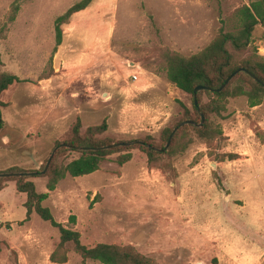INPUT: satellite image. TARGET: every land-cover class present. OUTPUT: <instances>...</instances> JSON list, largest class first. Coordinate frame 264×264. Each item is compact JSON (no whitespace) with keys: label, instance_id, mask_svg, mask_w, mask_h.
I'll return each instance as SVG.
<instances>
[{"label":"rangeland","instance_id":"1","mask_svg":"<svg viewBox=\"0 0 264 264\" xmlns=\"http://www.w3.org/2000/svg\"><path fill=\"white\" fill-rule=\"evenodd\" d=\"M14 1L0 0V73L21 80L1 95L0 171L39 169L78 121L82 133L105 122L104 136L151 135L159 145L181 103L190 107L161 54L199 52L222 25L235 28L234 12L250 0H93L63 25L55 53L54 20L80 0H26L11 20ZM243 54L264 58V23ZM212 120L222 132L214 140L187 134L185 151L157 167L138 149L122 166L113 155L93 173L60 180L44 206L88 246L131 245L157 264H264V102L229 99ZM33 181L47 191L46 177ZM25 200L5 183L0 264H83L72 246L65 263L50 260L59 231L35 213L25 220Z\"/></svg>","mask_w":264,"mask_h":264},{"label":"trees","instance_id":"2","mask_svg":"<svg viewBox=\"0 0 264 264\" xmlns=\"http://www.w3.org/2000/svg\"><path fill=\"white\" fill-rule=\"evenodd\" d=\"M24 1L26 0L13 2L11 20L15 18L20 4ZM92 1L80 0L74 3L54 20V53L63 40V25L69 22L73 14L85 10ZM234 19L236 24L234 29H227L222 25L209 44L197 53L184 56L178 52L164 50L161 54L168 82L189 97L190 107L181 103L182 117L172 127L162 129L159 145L154 143V137L151 135L136 139H114L104 136L107 130L105 122L90 126L82 133L78 121L72 127L69 137L56 143L55 147L58 148L44 174L42 171L48 159L36 170L13 166L0 171V174L13 173V175L0 176V192L6 182H14L16 191L26 195L25 220H29L35 213L59 231V241L50 254L52 262L65 263L67 253L72 248L82 258L83 264L87 259L102 264H157L153 258L131 245L97 243L88 246L82 243L80 233L57 222L51 210L43 203L55 190L59 181L67 175L79 177L93 173L100 168L102 162L113 155L116 156V163L122 166L132 159V151L138 149L145 156L149 166L157 167L163 164V157L171 158L185 151L187 143L183 139L187 134L193 133L205 142L214 140L222 132L219 125L213 123L212 118L222 116L229 99L246 97L250 107L263 103L264 58L257 54L243 53L248 49L256 26L264 23V0H250L249 4L242 5L234 12ZM239 68H244L250 73L240 71L224 85L226 79ZM20 81L19 77L12 73H0V108L4 106L1 100L2 93L12 84ZM198 85L204 88L195 95L194 89ZM222 85L224 87L219 90ZM184 120H193L194 123L179 126ZM175 128L177 129L172 135L170 144L165 149ZM71 152L77 153L78 157L67 162L61 160ZM228 156L229 159H234L233 155ZM36 177L47 178L46 192L36 191L33 181Z\"/></svg>","mask_w":264,"mask_h":264},{"label":"water","instance_id":"3","mask_svg":"<svg viewBox=\"0 0 264 264\" xmlns=\"http://www.w3.org/2000/svg\"><path fill=\"white\" fill-rule=\"evenodd\" d=\"M240 71H244V72H247V73H250V72H248V70H246V69H244V68H239V69H237L236 71H234L227 79H226V81H225V83H224V85L226 84V83H228V81L236 74V73H238V72H240ZM256 79V78H255ZM224 85H222L221 87H220V89L219 90H221L223 87H224ZM204 87L202 86V85H198V86H196L195 87V89H194V93H195V95H196V93H197V91H199V90H201V89H203ZM195 103H197L196 101H195ZM202 121H203V116H202ZM194 122H193V120H184V121H182L180 124H179V126H182V125H185V124H193ZM176 129L177 128H175L173 131H172V133H171V135H170V137H169V140H168V142H167V144H166V146H165V149L168 147V145L170 144V140H171V138H172V135L174 134V132L176 131ZM138 143H142V141H137ZM116 144H123V143H116ZM115 144V145H116ZM58 147H55L54 148V150L52 151V153L50 154V156H49V158H48V161H47V163H46V165H45V167H44V169H43V171H42V174H44L45 172H46V170H47V168H48V166H49V164H50V161H51V159H52V157H53V155H54V153H55V151H56V149H57ZM15 174H23V173H15ZM7 175H13V173H11V174H0V176H7Z\"/></svg>","mask_w":264,"mask_h":264},{"label":"built area","instance_id":"4","mask_svg":"<svg viewBox=\"0 0 264 264\" xmlns=\"http://www.w3.org/2000/svg\"><path fill=\"white\" fill-rule=\"evenodd\" d=\"M130 78L133 80V81H139V75L137 73H131L130 74Z\"/></svg>","mask_w":264,"mask_h":264},{"label":"crops","instance_id":"5","mask_svg":"<svg viewBox=\"0 0 264 264\" xmlns=\"http://www.w3.org/2000/svg\"><path fill=\"white\" fill-rule=\"evenodd\" d=\"M50 79V78H49Z\"/></svg>","mask_w":264,"mask_h":264}]
</instances>
